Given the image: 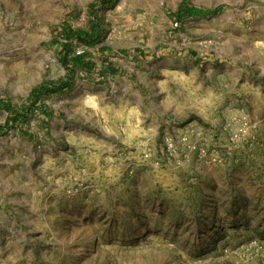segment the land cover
Listing matches in <instances>:
<instances>
[{"label":"rangeland","instance_id":"1","mask_svg":"<svg viewBox=\"0 0 264 264\" xmlns=\"http://www.w3.org/2000/svg\"><path fill=\"white\" fill-rule=\"evenodd\" d=\"M99 2L0 0V264H264V0Z\"/></svg>","mask_w":264,"mask_h":264},{"label":"trees","instance_id":"2","mask_svg":"<svg viewBox=\"0 0 264 264\" xmlns=\"http://www.w3.org/2000/svg\"><path fill=\"white\" fill-rule=\"evenodd\" d=\"M99 5L102 9L104 8H112L114 7L119 0H99ZM208 12L197 9L194 7H190L187 4L181 5L178 12L176 13V17L178 20L187 17L194 16H205ZM99 27L97 25L93 26L89 31H74L70 29H63V35L68 38L67 40H77L80 44L85 45L86 47H95L100 42L101 32H99ZM60 32V31H59ZM58 32V33H59ZM106 51L108 49H105ZM103 49V51H105ZM58 58L61 64L66 68L67 75L66 78L62 81L56 83H48L40 85L33 92L32 97L34 100H40L41 97H49L53 95H58L61 93H65L73 88V84L75 81V74L77 69H83L91 71L95 68L94 63L90 61H85L84 56L75 55L71 45L69 43L62 44L60 50L58 52ZM15 115L12 117V121L8 122V126H14L17 124V121L20 120L18 116L21 114L19 111H14ZM5 130V127L0 125V133Z\"/></svg>","mask_w":264,"mask_h":264}]
</instances>
